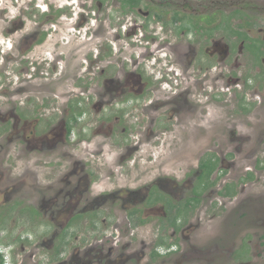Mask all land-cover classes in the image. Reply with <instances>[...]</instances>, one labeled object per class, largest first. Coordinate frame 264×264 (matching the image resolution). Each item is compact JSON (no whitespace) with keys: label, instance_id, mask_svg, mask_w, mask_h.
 Returning a JSON list of instances; mask_svg holds the SVG:
<instances>
[{"label":"flooded vegetation","instance_id":"af4514ba","mask_svg":"<svg viewBox=\"0 0 264 264\" xmlns=\"http://www.w3.org/2000/svg\"><path fill=\"white\" fill-rule=\"evenodd\" d=\"M8 1L27 8L0 42V229L45 264H264V0ZM37 75L81 81L45 121Z\"/></svg>","mask_w":264,"mask_h":264},{"label":"rangeland","instance_id":"374dc122","mask_svg":"<svg viewBox=\"0 0 264 264\" xmlns=\"http://www.w3.org/2000/svg\"><path fill=\"white\" fill-rule=\"evenodd\" d=\"M21 4L22 3H20V5ZM7 5L9 7V9L7 10V12H6L7 14L5 16H8L9 18L5 19L3 14H0V28H1L0 29V40H1L0 42H2V43H4V40H3L4 31L2 29H5V28H7L9 26V19H11L12 17H15L17 15H20L22 13L21 12V8H24V9L27 8V5L22 4L19 8L13 9L11 1H8ZM13 10H15V11L13 12ZM19 10H20V14H19ZM29 13H32V12H29ZM25 15H26V13H25ZM10 25H11V23H10ZM19 34H21V33L18 32V35ZM75 42H76V44L79 43V41H75ZM30 70H33V69H30ZM77 71H79V69ZM0 72L4 73V70L0 69ZM50 72L52 73L51 67L48 69V75H49ZM31 75H34V74L31 73V72H23V74H22V76L24 78H30ZM36 77H37V82H31V83L39 86V90H34V91L30 92L28 95H26V94L22 95V98H25L26 96H28L29 99L27 98L28 99L27 102H25V101H20V102H25L24 109L29 110L28 114H32L33 112L37 111L35 116H38V117L42 118L43 120L47 119V116H48L49 113H52V112L48 113L47 109H49V111H50L51 108L59 106V105L62 104V99L63 98L60 96V94H66L64 92H79V90H80L79 89V85H80L81 81L78 80V82L75 84V80H76L75 78H72L73 82L70 81V82H67L66 84L58 85V83H60V82H58V81H56L57 83L56 82H52V81H50L49 78L43 77L42 75H37ZM14 79L16 81V77H14ZM16 83H17V81L15 83L13 82V85L16 86ZM0 87L4 88L3 85H1ZM6 87L7 88H11V85L7 84ZM5 95L6 94L0 92V104L2 102L7 103V101H6L7 97ZM64 101L66 102V99ZM233 106L234 105L232 104V107ZM24 109H22V110L24 111ZM229 118H230V120H231V122L233 124L234 131L237 130V133H238V130L241 131L243 129L242 127H239V126H237V124L234 123L233 117H229ZM173 120L175 121V119H173ZM245 130H247L249 133L251 132V128L249 126L245 127ZM204 131H205V129H201V132L204 133ZM186 134H189V133H186ZM186 134H184V135H186ZM219 143L220 142H218L216 140H213V142H212L213 146H217L218 148H221ZM236 143L237 142H232V141L230 142L229 151L234 152L233 151V146H235ZM12 145H14V144H12ZM263 149H264V143H261L259 148H257V149H249V151H253V156L256 157L255 165L261 166L260 165V161L264 157L263 156ZM170 150H171V148H167L165 153L162 152V151H164V149L158 150L159 153H158V155H157L158 157L156 159L158 160L159 165L167 160ZM36 156H40V155H36ZM197 156L198 155H196V157ZM36 158L37 157H31V160H32L33 164H34V161L36 160ZM239 158H241V157H239ZM244 162H245L244 160L238 162V167H237V170H236V174L234 175L235 178H239L240 179V177H244L245 176L246 170H245V163ZM17 164L20 165L21 163L17 162V160L14 157H12V156L8 157L7 165L15 166ZM46 165H47V167L49 166V164H46ZM159 165H154V167H157ZM29 167L31 169L33 167L31 162L29 163ZM48 168L50 170L53 169V167H51V166L48 167ZM229 175H228V177H229ZM229 178L234 179L233 177H229ZM247 180H243V184L246 185V186L248 184V183H246ZM259 186H261L263 188V190H264V174L262 176L261 182L260 181L256 182V184H255V186L253 188L251 186V190L255 191ZM248 190H249V188H248ZM255 192L257 194H263V193H259L257 191H255ZM236 200L239 201V197H237ZM236 200H234V203L237 202ZM242 202H244V201H242ZM234 203H233L232 206H234ZM238 212H239V217H240V215L242 214V211L240 212V208H239ZM29 214L35 217V214L33 212H30ZM237 215H238V213H231V218L230 219L240 220ZM3 219H4L3 223L7 224L8 226H4L3 227V228H5V230L4 229H0V233L2 232V239L4 241L21 240L20 236H21L22 233L17 235L16 232L17 231H23L26 226L25 225H21L20 226L18 224H10V223L7 222L6 217L3 218ZM34 227H36V228H38L40 230V227H37L36 225H34ZM31 230L32 229H28V231H31ZM130 233L136 234L137 232L131 231ZM145 233L146 232L144 231V229H142V230H140L138 232V236H145ZM34 241L35 240L26 241V242H28V245H27V249L25 250V252H27L28 260H26L24 262V264H34V262H33L34 260H38L39 263L45 264L48 261V258L40 253V250H41L40 248L41 247H36V243L37 242L41 241L40 242V245H41L44 240H36V242L33 243ZM133 242L135 243L136 240H133ZM46 250L50 251L51 249H47L46 248Z\"/></svg>","mask_w":264,"mask_h":264},{"label":"clouds","instance_id":"9594fccd","mask_svg":"<svg viewBox=\"0 0 264 264\" xmlns=\"http://www.w3.org/2000/svg\"><path fill=\"white\" fill-rule=\"evenodd\" d=\"M15 10H13L14 12ZM23 233L20 238L22 239ZM26 241L33 240H9L4 241L2 239V232L0 233V264H13V253L17 251L18 254L22 255V247L25 246ZM19 246V247H18Z\"/></svg>","mask_w":264,"mask_h":264}]
</instances>
